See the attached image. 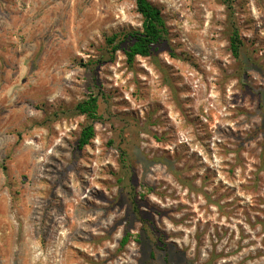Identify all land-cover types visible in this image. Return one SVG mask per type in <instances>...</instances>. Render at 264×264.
I'll use <instances>...</instances> for the list:
<instances>
[{
	"label": "rangeland",
	"instance_id": "374dc122",
	"mask_svg": "<svg viewBox=\"0 0 264 264\" xmlns=\"http://www.w3.org/2000/svg\"><path fill=\"white\" fill-rule=\"evenodd\" d=\"M150 1L0 0V264H264V0Z\"/></svg>",
	"mask_w": 264,
	"mask_h": 264
},
{
	"label": "trees",
	"instance_id": "16d2710c",
	"mask_svg": "<svg viewBox=\"0 0 264 264\" xmlns=\"http://www.w3.org/2000/svg\"><path fill=\"white\" fill-rule=\"evenodd\" d=\"M228 8L232 9V0H223ZM138 13L143 18L142 30L130 31L125 33H116L107 38V43L112 54L122 49L129 63L133 62L137 55L149 56L154 49L159 46L167 34L166 23L162 17L159 8L154 6L150 0H135ZM234 26V25H233ZM232 26L230 45L233 55L239 58L241 55V40L238 30ZM98 97L90 95L88 99L79 102L76 110L90 119L81 131L78 139V147L83 148L95 136V127L93 121L98 118ZM127 237H124L125 242Z\"/></svg>",
	"mask_w": 264,
	"mask_h": 264
}]
</instances>
